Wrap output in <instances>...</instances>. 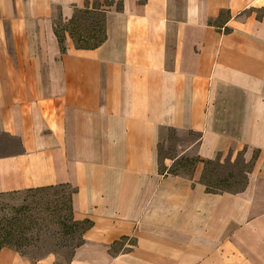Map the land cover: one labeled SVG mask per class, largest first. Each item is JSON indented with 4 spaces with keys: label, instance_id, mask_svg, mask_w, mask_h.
I'll return each mask as SVG.
<instances>
[{
    "label": "crops",
    "instance_id": "obj_1",
    "mask_svg": "<svg viewBox=\"0 0 264 264\" xmlns=\"http://www.w3.org/2000/svg\"><path fill=\"white\" fill-rule=\"evenodd\" d=\"M103 1L78 47L58 24L90 0H0V194L67 185L91 223L66 263L0 264H264V0ZM172 131L195 137L162 170ZM227 152L244 186L207 191Z\"/></svg>",
    "mask_w": 264,
    "mask_h": 264
},
{
    "label": "rangeland",
    "instance_id": "obj_2",
    "mask_svg": "<svg viewBox=\"0 0 264 264\" xmlns=\"http://www.w3.org/2000/svg\"><path fill=\"white\" fill-rule=\"evenodd\" d=\"M88 3L102 7L107 2L90 0ZM262 13V9L257 11L258 15ZM101 18L100 11H80L73 23H59L58 27L74 28L77 37L83 35L88 38L90 45H93L101 38L100 32L97 35L94 27V23L101 22ZM194 137L191 133L172 131L159 146L161 169H164L165 157H174ZM255 155L256 151L253 156ZM194 160L195 157L178 159L169 170L188 173L192 170ZM204 166L201 180L209 189L238 190L244 186L246 173L252 169L253 160L245 161L242 152H227L218 155L212 163H205ZM71 191L67 185H58L0 194V219L9 215L22 220L23 240L18 244L15 241L13 245L19 249L21 255L32 261L48 254H54L57 263L70 260L75 246L81 241L83 229L82 220L74 218L70 208Z\"/></svg>",
    "mask_w": 264,
    "mask_h": 264
},
{
    "label": "trees",
    "instance_id": "obj_3",
    "mask_svg": "<svg viewBox=\"0 0 264 264\" xmlns=\"http://www.w3.org/2000/svg\"><path fill=\"white\" fill-rule=\"evenodd\" d=\"M80 11L85 12V13L100 11L102 18H103V15H104L103 11L100 10L98 6H93L92 9H88V8H86V9H77L76 12L74 13V16L70 19V21H69L68 24H71V23H73L75 21V19L77 17V13L80 12ZM102 18H101V20H102ZM98 23H99V25H101L99 21H98ZM95 25H96V23H94V27L96 28ZM68 29H69V33H70L71 37L74 39V42H75L76 46H78V47H91V46H96L99 43H101L103 41V39H104L102 37V38H100L98 40L97 43H95L93 45H90V43L88 41V38H85L82 34H81L82 36L77 37L76 36V31L74 30V28L71 29V28L68 27ZM95 32H96V30H95ZM57 36H58V41L61 44V49H62V51H64L65 50V47L63 45V42H64V34L62 32H60L59 30H57ZM197 160L198 159L195 158L194 163ZM213 161L214 160H206L204 162L205 163H212ZM204 184L206 185V190L207 191L217 192V190L214 191V190L209 189L207 187V184L206 183H204ZM50 187H52V186L38 187V188H34V189H44V188H50ZM29 189H31V188H29ZM70 208H71V206H70ZM81 222L83 223V229H82V232H83L87 227L90 226L91 223H90L89 220H86V219L82 220ZM21 223H22V220L19 219L16 216H9V215H7V216H4V218L0 219V250L2 248L7 247V248H12V249H14V250H16V251H18L20 253L19 249L16 248V247H13V245H15V241L18 244V243L22 242V240H23L22 239L23 231L21 229ZM74 223H77L78 224L79 222H74ZM81 242H82V236H81L80 243ZM80 243H78L76 246H78Z\"/></svg>",
    "mask_w": 264,
    "mask_h": 264
}]
</instances>
